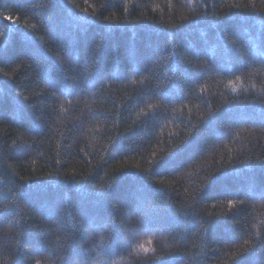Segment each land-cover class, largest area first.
Here are the masks:
<instances>
[{
	"label": "trees",
	"instance_id": "obj_1",
	"mask_svg": "<svg viewBox=\"0 0 264 264\" xmlns=\"http://www.w3.org/2000/svg\"><path fill=\"white\" fill-rule=\"evenodd\" d=\"M0 264H264V0H0Z\"/></svg>",
	"mask_w": 264,
	"mask_h": 264
},
{
	"label": "snow or ice",
	"instance_id": "obj_2",
	"mask_svg": "<svg viewBox=\"0 0 264 264\" xmlns=\"http://www.w3.org/2000/svg\"><path fill=\"white\" fill-rule=\"evenodd\" d=\"M141 247H143V245H141Z\"/></svg>",
	"mask_w": 264,
	"mask_h": 264
}]
</instances>
